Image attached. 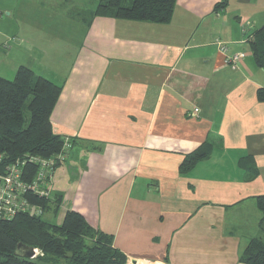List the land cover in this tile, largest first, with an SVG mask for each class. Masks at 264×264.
<instances>
[{
	"label": "crops",
	"instance_id": "crops-1",
	"mask_svg": "<svg viewBox=\"0 0 264 264\" xmlns=\"http://www.w3.org/2000/svg\"><path fill=\"white\" fill-rule=\"evenodd\" d=\"M220 1L176 0L154 24L94 17L96 0H0V77L62 87L50 123L71 148L48 189L127 264H244L264 240V0Z\"/></svg>",
	"mask_w": 264,
	"mask_h": 264
},
{
	"label": "trees",
	"instance_id": "trees-1",
	"mask_svg": "<svg viewBox=\"0 0 264 264\" xmlns=\"http://www.w3.org/2000/svg\"><path fill=\"white\" fill-rule=\"evenodd\" d=\"M94 17L134 22L166 24L176 0H96ZM221 0L216 6L225 5ZM255 64L264 72V26L250 40ZM62 87L35 75L27 67H19L12 80L0 77V190L8 167L25 161L21 167V183L32 184L39 172L38 164L29 158L52 160L51 176L37 184L48 197L33 192L21 194L33 208L19 211L11 219H0V264H127L124 254L112 245V238L92 228L78 213L66 211L59 225L42 219L44 213L56 215L62 196L51 194L48 185L55 169L63 164L71 148L63 150L67 139L52 132L50 116ZM258 101H264V87L257 90ZM28 117V118H27ZM210 149L201 147L187 155L179 167L187 173L206 159ZM65 157L64 159L62 158ZM63 160H62V159ZM264 220V196L257 198ZM18 244L38 251L33 259L14 255ZM244 264H264V240L252 241L240 257Z\"/></svg>",
	"mask_w": 264,
	"mask_h": 264
},
{
	"label": "built area",
	"instance_id": "built-area-1",
	"mask_svg": "<svg viewBox=\"0 0 264 264\" xmlns=\"http://www.w3.org/2000/svg\"><path fill=\"white\" fill-rule=\"evenodd\" d=\"M219 51L221 53H225L226 47L217 43ZM241 55H236L232 58V60H238ZM69 142L66 140L64 149L67 150L69 147ZM64 159L65 157L62 156ZM61 158V159H62ZM62 159V160H63ZM38 164L39 172L37 173V177L32 184L21 183L20 175H21V167L25 164V161L16 163L11 167L7 168V173L3 177L4 188L0 190V219L9 220L19 211H28L34 210L36 215L41 214V210L38 208H33L30 206L22 197L21 194L33 192L34 194H38L39 196L48 197V193L43 191L42 189L37 188V184L40 183L46 176H51V168L54 165V162L50 160H41V159H32L29 158L27 162ZM36 257L39 253L37 250H34Z\"/></svg>",
	"mask_w": 264,
	"mask_h": 264
},
{
	"label": "water",
	"instance_id": "water-1",
	"mask_svg": "<svg viewBox=\"0 0 264 264\" xmlns=\"http://www.w3.org/2000/svg\"><path fill=\"white\" fill-rule=\"evenodd\" d=\"M14 255L24 259H33L35 256V252L34 249L31 247L18 244L14 251ZM132 264H137V263L133 261Z\"/></svg>",
	"mask_w": 264,
	"mask_h": 264
},
{
	"label": "rangeland",
	"instance_id": "rangeland-1",
	"mask_svg": "<svg viewBox=\"0 0 264 264\" xmlns=\"http://www.w3.org/2000/svg\"><path fill=\"white\" fill-rule=\"evenodd\" d=\"M42 219L51 224L59 225L62 222L61 221L62 220L61 210H59V212L56 215H53L52 213H44L42 215Z\"/></svg>",
	"mask_w": 264,
	"mask_h": 264
},
{
	"label": "clouds",
	"instance_id": "clouds-1",
	"mask_svg": "<svg viewBox=\"0 0 264 264\" xmlns=\"http://www.w3.org/2000/svg\"><path fill=\"white\" fill-rule=\"evenodd\" d=\"M35 250V249H34Z\"/></svg>",
	"mask_w": 264,
	"mask_h": 264
}]
</instances>
